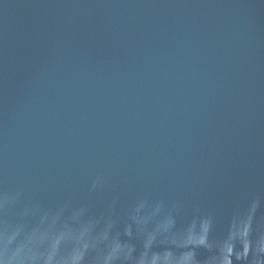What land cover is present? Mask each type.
<instances>
[{"label":"water","instance_id":"95a60500","mask_svg":"<svg viewBox=\"0 0 264 264\" xmlns=\"http://www.w3.org/2000/svg\"><path fill=\"white\" fill-rule=\"evenodd\" d=\"M0 264H264V0H0Z\"/></svg>","mask_w":264,"mask_h":264}]
</instances>
